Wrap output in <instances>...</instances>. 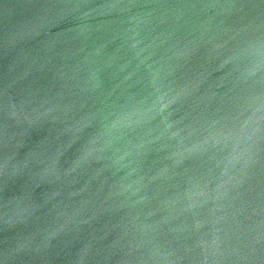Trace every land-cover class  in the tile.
I'll return each instance as SVG.
<instances>
[{
    "label": "water",
    "instance_id": "1",
    "mask_svg": "<svg viewBox=\"0 0 264 264\" xmlns=\"http://www.w3.org/2000/svg\"><path fill=\"white\" fill-rule=\"evenodd\" d=\"M0 264H264V0H0Z\"/></svg>",
    "mask_w": 264,
    "mask_h": 264
}]
</instances>
